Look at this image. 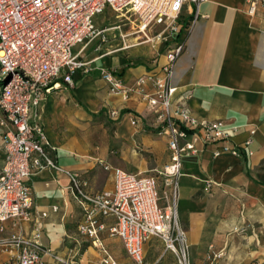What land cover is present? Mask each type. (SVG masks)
<instances>
[{"label":"crops","instance_id":"0c3cea01","mask_svg":"<svg viewBox=\"0 0 264 264\" xmlns=\"http://www.w3.org/2000/svg\"><path fill=\"white\" fill-rule=\"evenodd\" d=\"M200 13L173 67L174 102L199 120L221 121L239 152L213 156L218 145H209L183 158L177 216L192 264H251L264 260V7L248 14L245 0H206ZM156 44L144 53L151 60L141 63L115 57L136 45L113 48L102 61L98 56L89 61L92 67L115 70L124 84L132 85L148 72L159 74L167 45ZM81 59L86 61L83 54ZM111 111L117 115L110 116ZM32 112L43 125L50 157L78 173L89 193L113 191L115 168L156 174L169 161L166 138L151 125L141 96L111 91L98 69L75 72L72 86L62 84ZM2 131L0 126V167ZM27 181L35 211L46 216L24 224L23 230L39 228L42 246L57 256H45V264H99L101 248L77 231L82 210L67 189V175L41 166ZM103 223L98 233L102 246L118 264H132L120 239L109 235L113 220ZM5 226L1 237L13 230L9 222ZM158 242L152 238L144 245V264H161L166 252ZM14 253L12 247L0 249V264ZM165 264H174V257Z\"/></svg>","mask_w":264,"mask_h":264},{"label":"built area","instance_id":"2783aa9c","mask_svg":"<svg viewBox=\"0 0 264 264\" xmlns=\"http://www.w3.org/2000/svg\"><path fill=\"white\" fill-rule=\"evenodd\" d=\"M205 1L0 0V72L9 77L7 84L0 86L4 152L0 167V249L15 250L2 264H45V256L57 258L42 246L37 226L29 233L23 230L24 224L46 216L35 211L33 191L27 181L32 170L41 166L67 175V189L82 210L77 231L101 248L103 257L99 264H118L98 238L105 228V219L113 220L109 235L120 239L132 264H144V245L152 238L162 242L164 251L173 255L174 264H192L187 233L177 216L183 158L209 145H218L213 156L239 152L231 132L221 121L199 120L185 106L175 104L173 98V67L185 48L187 33L202 17L200 6ZM262 7L264 0H245L248 14H255ZM106 10L121 21L126 19L122 25L135 30L133 35L137 39L128 45L153 40L167 45L158 75L148 72L134 84L126 85L115 70L95 68L90 61L81 59L87 44L94 39L104 40L108 32L118 30L122 40L128 37L121 25L95 27L93 17ZM124 46L123 42L121 48ZM95 69L111 91L141 96L152 117L151 125L166 138L169 161L156 174H135L115 168L113 191L89 193L78 173L63 169L50 157L49 140L32 110L62 84L72 86L75 72L87 74ZM147 84L149 89L145 88ZM109 115L116 116L117 112L111 111ZM248 144L249 141L244 143ZM160 179L165 185L162 194ZM7 222L13 230L1 237ZM251 264H264V260Z\"/></svg>","mask_w":264,"mask_h":264},{"label":"rangeland","instance_id":"374dc122","mask_svg":"<svg viewBox=\"0 0 264 264\" xmlns=\"http://www.w3.org/2000/svg\"><path fill=\"white\" fill-rule=\"evenodd\" d=\"M93 23H94L95 27H97L98 29H100L102 27H111L114 25H121L122 31L124 33H126L125 35H127L128 37L124 38V40H122L118 36V30H115V31H111V32L106 33L105 34L106 37L104 40L94 39L93 41L88 43L87 46L81 52V54H83V59L86 61H89L90 59H93L96 56H98L99 58L103 57V59L105 57H108L109 55H107V52L113 48H117V47L122 46L123 42L126 45H128V41L129 42L131 41L130 43H135L136 35H132L130 33L131 29H129V25H122V24L126 23V21L125 20L121 21L111 11L106 10V11L102 12L101 14L95 15L93 17ZM152 32H154V31H152ZM108 34H109V36L107 37ZM148 34L152 35L153 33H148ZM145 45H147V46H145ZM152 45H154L156 47L157 44H156L155 40L144 44V46L142 44H139V45L133 46L131 48H128L127 50H125L123 52L120 51L117 54H115L116 55L115 57L118 58V57L128 56L126 58V64L141 63L142 61H146L147 59L151 60L150 55H145L144 53L150 52V49L148 46H152ZM78 47H79V45L76 46L73 50L76 51ZM103 59L100 58V61H102ZM8 80H9V77L8 76H2V73L0 72V82H1L0 86L7 84ZM159 182H160L161 194H162V191L165 190V185H164L162 179H160ZM157 245L160 249H164L162 242L159 241L157 243ZM190 249H191V247H189V258H190ZM148 255L151 257L150 251L147 254L146 258L148 257ZM172 258H173V255L170 252H166L163 259H162L161 264L167 263Z\"/></svg>","mask_w":264,"mask_h":264},{"label":"bare ground","instance_id":"6f19581e","mask_svg":"<svg viewBox=\"0 0 264 264\" xmlns=\"http://www.w3.org/2000/svg\"><path fill=\"white\" fill-rule=\"evenodd\" d=\"M125 21H126V19H124ZM130 33L133 35V34H135V30L134 29H131V31H130ZM137 39V38H136ZM135 39V40H136ZM139 43H136V44H133V45H138ZM126 46H130V45H126L125 44V46L123 47V48H125Z\"/></svg>","mask_w":264,"mask_h":264},{"label":"trees","instance_id":"16d2710c","mask_svg":"<svg viewBox=\"0 0 264 264\" xmlns=\"http://www.w3.org/2000/svg\"><path fill=\"white\" fill-rule=\"evenodd\" d=\"M1 83V82H0Z\"/></svg>","mask_w":264,"mask_h":264}]
</instances>
